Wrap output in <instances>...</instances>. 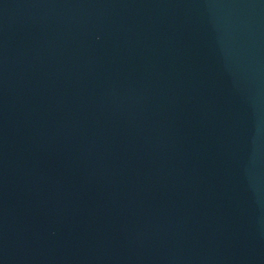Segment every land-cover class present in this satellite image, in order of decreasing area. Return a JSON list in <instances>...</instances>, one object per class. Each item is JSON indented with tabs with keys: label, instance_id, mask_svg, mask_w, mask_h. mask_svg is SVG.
<instances>
[{
	"label": "water",
	"instance_id": "1",
	"mask_svg": "<svg viewBox=\"0 0 264 264\" xmlns=\"http://www.w3.org/2000/svg\"><path fill=\"white\" fill-rule=\"evenodd\" d=\"M0 264H264V0H0Z\"/></svg>",
	"mask_w": 264,
	"mask_h": 264
}]
</instances>
